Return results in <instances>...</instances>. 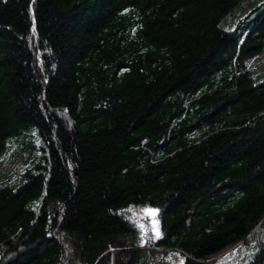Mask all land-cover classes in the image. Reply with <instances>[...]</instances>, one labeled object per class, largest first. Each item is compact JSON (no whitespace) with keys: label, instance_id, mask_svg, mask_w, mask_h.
Wrapping results in <instances>:
<instances>
[{"label":"trees","instance_id":"trees-1","mask_svg":"<svg viewBox=\"0 0 264 264\" xmlns=\"http://www.w3.org/2000/svg\"><path fill=\"white\" fill-rule=\"evenodd\" d=\"M245 1L0 0V158L26 159L0 177V264H264V0ZM145 205L153 250L127 214Z\"/></svg>","mask_w":264,"mask_h":264},{"label":"rangeland","instance_id":"rangeland-1","mask_svg":"<svg viewBox=\"0 0 264 264\" xmlns=\"http://www.w3.org/2000/svg\"><path fill=\"white\" fill-rule=\"evenodd\" d=\"M251 6H252L251 1L247 0L244 2V8L249 9ZM222 26L224 28H230V26H227V23L224 21L222 22ZM255 60L260 61V63L254 67L255 71H259L261 68L264 67V52L260 54L258 57H256ZM25 136L26 137L24 139H27V142H29L31 136L30 137L29 135H25ZM18 154L19 153L14 154V151H12L8 155L0 158L1 178L5 174L11 172L12 170L21 168L26 163V159ZM148 210H155L156 215L155 216L150 215ZM127 214L131 218V220L135 223V225L139 230L141 243L147 246L148 248H150L151 250H153V244L155 240L158 239L156 238V231L157 230L159 231V237L162 236L158 209L150 205L133 206L128 209ZM157 251H159V253H157L156 255H158V257H161V259L164 260L163 264L182 263L183 259L179 253L170 252L169 254H162L160 249H157Z\"/></svg>","mask_w":264,"mask_h":264},{"label":"snow or ice","instance_id":"snow-or-ice-1","mask_svg":"<svg viewBox=\"0 0 264 264\" xmlns=\"http://www.w3.org/2000/svg\"><path fill=\"white\" fill-rule=\"evenodd\" d=\"M148 211H149L150 215H152V216L156 215V211L155 210H148ZM156 238H159V231L158 230L156 231Z\"/></svg>","mask_w":264,"mask_h":264}]
</instances>
